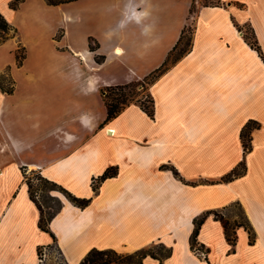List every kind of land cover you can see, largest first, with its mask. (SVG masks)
Returning a JSON list of instances; mask_svg holds the SVG:
<instances>
[{
    "label": "crops",
    "instance_id": "crops-1",
    "mask_svg": "<svg viewBox=\"0 0 264 264\" xmlns=\"http://www.w3.org/2000/svg\"><path fill=\"white\" fill-rule=\"evenodd\" d=\"M11 1L0 0V13L12 22L26 6L31 42H25L21 67L13 42L12 60L0 61V74L10 69L22 87L18 90L15 83L13 94L0 89V264H37L41 247H57L66 264H79L97 247L92 237L102 227L125 220L135 222L136 243L125 240L122 248L137 251L158 241L169 249L168 256L147 257L143 264H264V184L259 180L249 188L257 202L250 205L233 188L248 174L247 165L244 176L218 183L243 160L240 131L245 124L256 122L245 164L255 147L258 122L264 128L259 115L244 112L247 98L264 87L263 60L248 61L244 56L251 50L236 36L234 21L247 19L237 13L248 3L219 0L223 8L200 12L199 21L206 12L224 19L210 25L214 36L204 44H199L197 25L191 50L148 85L153 119L135 103L105 122L99 90L141 81L158 69L187 26L192 0H78L56 7L24 0L16 10L9 8ZM256 1L264 20V0ZM89 38L98 45L94 52ZM96 56L104 61L97 63ZM107 169L116 175L93 190L92 179ZM25 171L91 199L85 209L62 200L49 224L55 240L38 227L39 211L29 197ZM221 187L228 196L205 203L204 196ZM237 203L254 229V243L238 228L232 251L223 226L211 215L199 227V250L193 251L194 219ZM156 209L182 214L172 223L166 218L159 222ZM143 225L153 231L146 240Z\"/></svg>",
    "mask_w": 264,
    "mask_h": 264
},
{
    "label": "rangeland",
    "instance_id": "rangeland-1",
    "mask_svg": "<svg viewBox=\"0 0 264 264\" xmlns=\"http://www.w3.org/2000/svg\"><path fill=\"white\" fill-rule=\"evenodd\" d=\"M248 3V7L245 11H240L241 13H237L238 17L241 18H247L241 21L239 24L238 22L234 21V24L236 26V36L237 40H244V44L247 46L249 50H251L249 56L245 53V58L248 61H262V58L259 56L257 50L259 49L260 52L264 53V20L260 17V3L256 0H245ZM33 2L32 0H29V3ZM223 5L221 1L219 0H192L190 4V14L188 17L187 26L184 30V38L182 42V49L186 50V53H188L189 50H191L192 46V39L195 30L198 29L200 31V41L199 44H204L211 40V35L214 36V34H211L210 25L215 24L217 22H220L222 19H224L223 14L215 13V12H206L202 15L199 21L200 12L202 10H209L211 8H223ZM29 8V6L27 7ZM23 10L26 9V6L22 8ZM17 10L15 16L10 22L16 29H17V37L11 38L7 43L2 45V49L0 52L3 54L2 59L0 61H10L12 60V46L13 43H15V48H17L18 43H21L25 48V42H31V27H30V19L27 18L25 10ZM242 19V18H241ZM59 35V34H58ZM261 43L263 44V49H261ZM13 42V43H12ZM95 45V43H93ZM1 46V45H0ZM202 46V45H201ZM200 46V47H201ZM205 47V46H204ZM258 47V49H257ZM247 49V50H248ZM15 51V50H14ZM27 53V48H26ZM184 54V55H185ZM15 57V56H14ZM34 66V65H33ZM37 66V65H36ZM35 66V67H36ZM8 70V68L6 69ZM5 70V71H6ZM5 71L3 73H5ZM10 78L14 81V78L11 75L10 69L8 70ZM2 74V73H1ZM9 78L2 77L0 78V82L3 86L9 87ZM15 83L17 81L15 80ZM18 90H20L21 84L18 85ZM17 86H15L17 88ZM138 91H140L139 95L133 96V98L139 97V102L143 104V106H150V95L148 93L147 87L145 85V89H142L141 87L138 88ZM262 101V105L259 104V102L255 105L257 101ZM248 103H245V114H249L250 112H255L257 115L260 116L261 119H263L264 122V87L263 91H257L255 93H252L250 97L247 98ZM221 121L224 119L223 117H220ZM255 125V124H253ZM257 127H259L256 131H254L255 134V147L251 155L249 156L248 160L246 161V165L248 167V174L244 179H241L240 181L236 182V184L233 185V188H236L237 190H241L244 193V196L246 198V201L250 205H256V199L254 195H251L249 188L253 187L254 185L258 184L259 180L262 184H264V128L261 127V123L258 122ZM256 126V125H255ZM253 140V137L251 138ZM108 146L114 145V142L111 140L106 141ZM253 144V143H251ZM252 146V145H251ZM25 173L28 175V177L31 178V183L33 187V191L37 193V197L41 205L44 207V211L46 214L51 212L53 209H50L49 207L55 208L57 206L56 198L58 197L61 201L65 200L66 198L62 193L60 192H50L49 189L51 188V185L45 184L43 181H41L36 174H32L30 171H25ZM67 183L70 182V180L66 181ZM92 186L97 187L98 186V180L95 178L91 181ZM118 184V183H117ZM116 184V185H117ZM83 192V191H82ZM86 194L88 191L85 189L84 191ZM228 190L221 187L219 189H215L214 191H211L207 193L205 198V203H208L212 200H221L228 196ZM55 195V196H54ZM75 195V194H74ZM79 196V195H77ZM103 198L106 196L105 193L101 195ZM91 197V196H90ZM67 200V199H66ZM179 201V200H178ZM219 212H222L226 218L230 220L232 223L234 219L237 218L238 215H240L239 208L237 206H231L228 210H219ZM182 214V211H178V213H175L174 210H160L156 209V220L159 222H164L165 218L166 221L172 223L173 219L176 217H179ZM198 219V218H197ZM240 219V218H239ZM122 225H106L98 231L96 235L92 237V244H95L97 247H106V248H112V249H119V253L121 254H131L135 250L134 248L125 247L122 248L121 245H125L127 243H124V241H128L132 246H135V222H127L125 220ZM165 229H168V226H164ZM158 229V226L156 227ZM141 235L144 238V240L148 239L151 234L153 233L151 226L149 225H143L140 227ZM145 251L150 252L154 256H157L159 258H163L169 253V249L164 246L162 243L155 241L151 245H147L146 247L142 248ZM193 251L199 250V247H197V243L194 242L193 246L191 248ZM133 250V251H132ZM41 254L43 252L42 247L40 248ZM64 256V255H63ZM64 258V257H63ZM54 260L46 259L44 264H53ZM66 264V263H64Z\"/></svg>",
    "mask_w": 264,
    "mask_h": 264
},
{
    "label": "trees",
    "instance_id": "trees-1",
    "mask_svg": "<svg viewBox=\"0 0 264 264\" xmlns=\"http://www.w3.org/2000/svg\"><path fill=\"white\" fill-rule=\"evenodd\" d=\"M47 5L49 6H59L64 4H69L76 2L78 0H44ZM24 0H12L9 3V8L12 10H16L19 8L20 4L23 3ZM184 30L182 32L181 38L178 41L177 45L174 47V49L169 53L167 59L164 61V63L155 71H153L150 75L145 77L141 81L131 82L125 85H117V86H110V87H102L99 90V94L103 100V103L107 109V117L105 122H110L111 120L115 119L127 106L131 104L138 103L141 107V109L147 114V116L151 119L154 118V103L152 98H150V106H143L141 102H139V97L133 98V96L139 95L140 91H138V88L145 89V85L148 90V85L153 82L158 76L163 74L166 70H168L176 61H178L181 57L184 56L186 53V50L182 49V42H183V36ZM61 35H57V38H59ZM17 37V29L0 13V45L5 43L7 40ZM93 38H89V49L94 52L97 50V43L93 45ZM258 49V47H257ZM259 56L262 58L264 62V56L260 52V50H257ZM15 61L16 65L18 67H21L23 65V62L25 61L27 57L26 48L21 44L18 43L17 48L14 51ZM95 61L97 63H102L104 61L103 56H96ZM9 70V69H8ZM8 70L5 71V73L0 74V78L2 77H8L9 78V87H5L0 82V89L5 92L6 94H13L15 89V81H13L10 78ZM151 97V96H150ZM255 121L250 120L245 124V126L240 131V138L243 146V155L245 157L246 153H249L252 150L251 146V133L255 129ZM243 157V160L229 173L224 175L218 183H229L233 180L242 177L246 174V164H245V158ZM32 174H36L38 178L43 181L45 184L51 185V188L49 189L50 192H60L64 197L71 202L74 206L85 209L89 206L91 199L86 198H79L75 195L68 192L64 187L59 185L56 182H53L51 180L46 179L43 177L40 173L36 171H32ZM173 173L175 177H179V173L175 170H173ZM116 175V171L114 169H107L100 177H98V182H102L106 180L107 178H111ZM23 177L25 179L28 193L31 201L35 204L39 211V222L38 227L40 230H42L45 233H49L53 240H55L54 235L51 233L49 224L51 220L59 213V211L62 208V201L58 197L56 198L57 206L55 208L49 207L50 209H53L48 214L45 213L44 207L41 205V203L38 200L37 193L33 191L31 178L28 177V175L23 172ZM183 180L182 178H180ZM93 190H95V187L93 186ZM234 206H237L240 211V215L237 216L236 219L233 220L231 223L228 218L225 217V215L222 212L219 211H207L206 213L202 214L198 219H194V230L190 238V245L191 248L193 246V243L196 242L197 236L199 233V227L201 224L205 221V219L209 216H213V218L221 223V225L224 228L225 237L229 245L231 246V250L234 251V247L236 245L237 236H236V230L238 228H243L248 232V238H249V244L254 243L255 239V232L253 227L251 226V223L249 222L243 208L239 203L234 204ZM228 210V209H226ZM240 218V219H239ZM43 249V247H42ZM40 248L38 249V255H40L41 252ZM169 253L166 255L168 256ZM164 256V257H166ZM147 257H151L153 259H159V257L154 256L148 251H145L144 249H139L137 251H134L131 254H121L117 252L114 249H97L92 248L85 257L81 260L79 264H143L144 259Z\"/></svg>",
    "mask_w": 264,
    "mask_h": 264
},
{
    "label": "built area",
    "instance_id": "built-area-1",
    "mask_svg": "<svg viewBox=\"0 0 264 264\" xmlns=\"http://www.w3.org/2000/svg\"><path fill=\"white\" fill-rule=\"evenodd\" d=\"M42 254L38 255L37 264H44L46 259L54 260L53 264H64L65 259L63 258V254L61 251L56 247L53 249L50 248H43Z\"/></svg>",
    "mask_w": 264,
    "mask_h": 264
},
{
    "label": "bare ground",
    "instance_id": "bare-ground-1",
    "mask_svg": "<svg viewBox=\"0 0 264 264\" xmlns=\"http://www.w3.org/2000/svg\"><path fill=\"white\" fill-rule=\"evenodd\" d=\"M116 54H120V50L119 49H116L115 51ZM109 131V134L112 135L113 134V130H108Z\"/></svg>",
    "mask_w": 264,
    "mask_h": 264
}]
</instances>
